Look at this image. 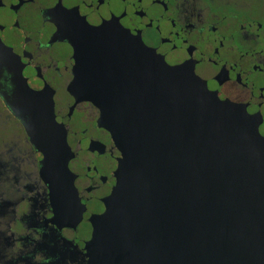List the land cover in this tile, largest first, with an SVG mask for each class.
<instances>
[{"label": "flooded vegetation", "instance_id": "af4514ba", "mask_svg": "<svg viewBox=\"0 0 264 264\" xmlns=\"http://www.w3.org/2000/svg\"><path fill=\"white\" fill-rule=\"evenodd\" d=\"M101 27L106 39L88 36ZM80 37L84 82L90 66L116 67L105 71L109 81L130 94L131 40L139 39L169 66L216 86L264 138V0H0V264H90L92 219L117 186L122 153L99 125L101 110L75 92L72 41ZM16 61L39 72L22 80L53 101L66 132L67 174L50 183L41 177L44 156L6 103L15 91L7 64Z\"/></svg>", "mask_w": 264, "mask_h": 264}, {"label": "water", "instance_id": "95a60500", "mask_svg": "<svg viewBox=\"0 0 264 264\" xmlns=\"http://www.w3.org/2000/svg\"><path fill=\"white\" fill-rule=\"evenodd\" d=\"M88 33L106 39L107 28ZM72 43L75 92L101 110L99 125L122 153L117 186L92 219L90 264H264V138L243 108L139 39L131 40L130 94L109 81L105 71L116 67L90 66L95 73L84 82L85 44L82 37ZM9 63L15 91L6 103L44 156L41 177L50 183L67 174L66 132L53 101L22 80L39 72Z\"/></svg>", "mask_w": 264, "mask_h": 264}]
</instances>
